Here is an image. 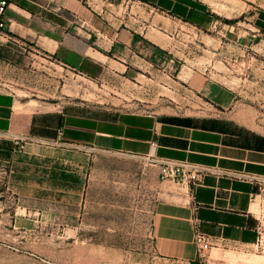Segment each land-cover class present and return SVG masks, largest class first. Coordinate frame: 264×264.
<instances>
[{
  "label": "crops",
  "instance_id": "1",
  "mask_svg": "<svg viewBox=\"0 0 264 264\" xmlns=\"http://www.w3.org/2000/svg\"><path fill=\"white\" fill-rule=\"evenodd\" d=\"M7 18L0 35L1 159L9 147L17 152L32 141L144 160L154 167L159 185L153 218L159 254L198 261V226L213 239L207 264H264V130L259 125L220 115L24 103L18 94L20 78L39 73L44 63L92 81H151L161 71L183 78L167 42L177 43L185 26L201 31L215 24L206 0H13ZM182 80L200 83L194 71ZM232 96L220 92L211 99L227 109L234 105ZM165 159L218 166L238 176H210L196 188L164 180L160 161Z\"/></svg>",
  "mask_w": 264,
  "mask_h": 264
},
{
  "label": "rangeland",
  "instance_id": "2",
  "mask_svg": "<svg viewBox=\"0 0 264 264\" xmlns=\"http://www.w3.org/2000/svg\"><path fill=\"white\" fill-rule=\"evenodd\" d=\"M206 2L215 24L201 31L185 26L177 43L167 42L183 78L161 71L151 81H92L44 63L17 82L20 99L122 113L240 117L264 130V0ZM190 70L199 84L182 80ZM220 92L232 93L234 105H215L212 94ZM16 150L9 147L0 158V264H207L201 256L179 261L156 250L159 185L151 164L32 141Z\"/></svg>",
  "mask_w": 264,
  "mask_h": 264
},
{
  "label": "built area",
  "instance_id": "3",
  "mask_svg": "<svg viewBox=\"0 0 264 264\" xmlns=\"http://www.w3.org/2000/svg\"><path fill=\"white\" fill-rule=\"evenodd\" d=\"M13 0H0V35L6 30L8 10ZM18 145L22 143L17 140ZM162 168V178L164 180H179L193 187H200L205 184V181L210 176L216 177H233L238 176L230 170L211 165L194 163L191 161H178L174 159H165L160 161ZM196 244L199 248V253L202 258L207 259L209 251L213 248V239L202 232L198 226L195 236Z\"/></svg>",
  "mask_w": 264,
  "mask_h": 264
}]
</instances>
